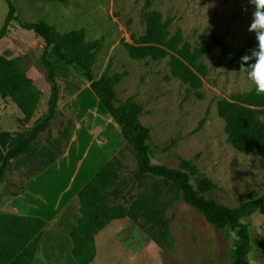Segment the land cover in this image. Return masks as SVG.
Wrapping results in <instances>:
<instances>
[{"label": "rangeland", "instance_id": "rangeland-1", "mask_svg": "<svg viewBox=\"0 0 264 264\" xmlns=\"http://www.w3.org/2000/svg\"><path fill=\"white\" fill-rule=\"evenodd\" d=\"M14 3L16 17L6 24L9 7L5 0H0L1 128L12 127L15 136L33 128L48 115L51 85L41 62L45 41L33 28H24L22 22L44 21L59 33L83 28L86 41L99 42L92 65L94 77L105 75L111 63L108 75L122 76L115 85V103L133 99L141 105L139 119L150 131L148 144L153 163L182 168L183 161L191 162L197 170L192 182L196 185L199 179H211L214 187L205 196L231 207L264 193V153L236 149L228 140L225 121L217 110L220 100L254 88L247 71L230 62L214 40L216 32H226L231 45L243 46L254 35L247 30L251 19L247 1L14 0ZM245 7L248 12L242 11ZM149 11L162 14L171 35L180 33L192 47L205 44L208 48V54L200 60L207 73L199 87H192L172 74L170 56L162 60L130 57L125 44L144 36L145 14ZM52 59L59 84L57 115L29 152L6 171L0 185V236H5L7 215L39 216L31 211L36 192L27 182L46 169L41 171L50 152L60 153L56 162L68 153L79 124L88 125L98 140H104L108 131L114 137L121 132L100 101L94 103L82 72ZM114 153L111 159L118 157L121 161L119 180L109 192L136 196L123 202L126 208L141 195L148 196V203L159 210L166 225L148 221L133 210L135 216L107 223L112 225L116 236L103 231L109 238L101 236L102 243L113 240V246L108 245L106 252L120 245L121 254H136L141 259L146 256L152 264H234L233 231L209 223L182 199L173 185L149 175L136 180L138 159L125 139L118 141ZM84 176H78L75 184ZM87 182L88 179L79 187ZM48 193L46 190L44 195ZM77 209L80 212L79 199ZM244 222L251 232L249 257L264 264V208L245 217ZM5 238L14 253V238ZM53 241L56 254H64L60 237ZM41 244L42 239L36 256L41 261L39 264H44Z\"/></svg>", "mask_w": 264, "mask_h": 264}, {"label": "trees", "instance_id": "trees-1", "mask_svg": "<svg viewBox=\"0 0 264 264\" xmlns=\"http://www.w3.org/2000/svg\"><path fill=\"white\" fill-rule=\"evenodd\" d=\"M5 2L9 7L7 24L16 17L17 7L14 0H5ZM145 23L144 36L139 41L125 44L130 57L162 60L170 56L172 74L192 87H199L202 77L207 73L205 65L200 62L209 52L205 44L194 48L183 40L180 33L171 35L169 24L163 21L159 11L147 12ZM22 26L27 29L33 28L45 41L41 62L46 71L47 81L51 85L48 115L33 128L11 138L0 164V185L13 162L29 152L32 144L38 140L41 133L50 128L57 115L59 84L55 61L52 59L54 57L57 61L74 66L82 72L91 90L119 126L124 139L130 144L138 159L136 180L149 175L173 185L181 193L182 199L200 212L209 223L217 228H228L235 233L234 264H261L252 261L249 257L252 239L249 225L244 222V218L264 208V193L251 197L238 207H231L205 196V193L214 187L211 179L206 177L199 179L196 185L192 182L197 170L191 162L183 161L182 168L153 163L148 144L150 131L139 119L141 105L133 99L121 104L115 103V85L122 76L108 75L111 63L105 75L99 79L93 75L92 65L99 42L86 41L83 28L59 33L44 21L22 22ZM227 36L226 32H216L214 40L221 47L222 53L229 56L230 62L240 67V57L246 50L255 46V37L253 35L243 46H234L230 44ZM217 110L225 121L228 140L236 149L244 153H264V95L257 96L253 88L248 92L236 94L231 99L220 100ZM59 154L50 152L41 171L56 162ZM120 164L118 157L107 161L78 192L81 216L78 224L71 231V237L74 243L72 254L80 264L92 262L96 255L94 235L113 219L133 217L135 216L133 210H137L148 221L154 220L160 222L161 226L166 225V221L159 216V210L148 203V196L141 195L129 208H126L124 203L136 196L109 192V188L119 180ZM46 223V220L40 216L7 215L5 236L14 238L15 247L13 253L5 242V236H0V264L41 263L36 254L40 249ZM83 232H85L84 239Z\"/></svg>", "mask_w": 264, "mask_h": 264}, {"label": "crops", "instance_id": "crops-1", "mask_svg": "<svg viewBox=\"0 0 264 264\" xmlns=\"http://www.w3.org/2000/svg\"><path fill=\"white\" fill-rule=\"evenodd\" d=\"M90 92L92 94L90 95L94 96V103H98L97 96L91 89ZM13 135L12 127H0V164L3 161L8 143ZM94 135L95 133L88 125L84 123L79 124L68 153L27 182L28 187L36 192L33 198L35 207L33 206L31 211L35 212L34 215L37 214L44 218L47 222L43 230L41 244V250L44 254V264H80L72 254L74 243L71 237V231L78 224L80 218V212L77 209L78 192L81 189L79 186L87 179L89 180L104 163L114 156L118 141H124L121 132L117 135L120 140L116 136L114 137V134L110 131L105 133L104 140H98ZM82 174H85L84 178H82L83 180L75 184L76 178ZM46 190L49 193L44 195ZM103 231L115 234L112 225H106L95 236L96 255L89 264L153 263L146 256L142 258L144 259L143 262L141 257L136 254H121L123 250L119 251L120 245L116 249L106 252L105 248L108 245L113 246V240L108 239L107 245L102 243L101 236L103 238L107 237ZM58 237H60V242L63 246H61L62 252L64 253L60 255L56 254V251L52 248L54 245L53 240H56Z\"/></svg>", "mask_w": 264, "mask_h": 264}, {"label": "clouds", "instance_id": "clouds-1", "mask_svg": "<svg viewBox=\"0 0 264 264\" xmlns=\"http://www.w3.org/2000/svg\"><path fill=\"white\" fill-rule=\"evenodd\" d=\"M251 6L248 31L254 34L256 44L240 57V69L247 71L257 96L264 95V0H247ZM248 12V7L242 9Z\"/></svg>", "mask_w": 264, "mask_h": 264}]
</instances>
